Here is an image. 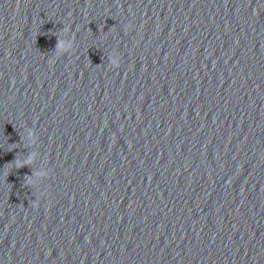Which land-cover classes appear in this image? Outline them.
<instances>
[{"label":"water","instance_id":"95a60500","mask_svg":"<svg viewBox=\"0 0 264 264\" xmlns=\"http://www.w3.org/2000/svg\"><path fill=\"white\" fill-rule=\"evenodd\" d=\"M0 264H264V0H0Z\"/></svg>","mask_w":264,"mask_h":264},{"label":"clouds","instance_id":"9594fccd","mask_svg":"<svg viewBox=\"0 0 264 264\" xmlns=\"http://www.w3.org/2000/svg\"><path fill=\"white\" fill-rule=\"evenodd\" d=\"M71 43L72 42L70 40L69 41H60L58 43V45H57V49L59 50L62 47H65L66 49L70 48L71 47ZM34 157H35V154L30 155L29 158H28V161H26L25 163L31 162L34 159Z\"/></svg>","mask_w":264,"mask_h":264}]
</instances>
